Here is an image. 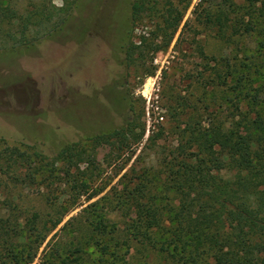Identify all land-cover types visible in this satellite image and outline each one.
<instances>
[{"label": "rangeland", "instance_id": "rangeland-1", "mask_svg": "<svg viewBox=\"0 0 264 264\" xmlns=\"http://www.w3.org/2000/svg\"><path fill=\"white\" fill-rule=\"evenodd\" d=\"M72 1L67 17L62 0L10 2L19 19L0 26V151L51 157L78 143L91 158L77 168L74 160L58 163L51 176V165L36 163L17 169L18 180L0 171V211L12 209L20 228L33 213L47 220L55 213L50 203L66 211L41 244L32 243L31 264H163L160 254L126 234L135 215L123 199L139 184L151 190V181L154 193L176 199L164 190L170 180L164 170L185 145L188 123L222 122L236 137L244 135L237 125L249 109L239 100L256 94L264 108L263 39L221 40L196 20L200 0H150L134 24L133 0ZM173 17L180 22L170 38L165 21ZM86 38L95 59L92 51L82 57ZM130 123L125 139L89 141ZM37 165L44 170L20 180ZM99 217L108 221L106 236L92 226ZM97 242L108 246L107 254Z\"/></svg>", "mask_w": 264, "mask_h": 264}, {"label": "trees", "instance_id": "trees-1", "mask_svg": "<svg viewBox=\"0 0 264 264\" xmlns=\"http://www.w3.org/2000/svg\"><path fill=\"white\" fill-rule=\"evenodd\" d=\"M62 1V11L67 17L73 1ZM10 2L0 0V26L19 19ZM149 2L133 0L131 23L139 20ZM194 14L201 25L216 30L221 40L257 34L263 39L260 46L264 48V0H200ZM179 22V17L165 21L171 30L170 38ZM240 83L237 86L241 87ZM244 100L249 112L241 113L242 121L237 125L244 130L242 137H236L222 122H212L206 128L187 124L186 143L177 148L164 170L170 178L163 184L164 190L175 194L176 199H164L154 193L155 185L151 181V190L144 184L136 185L122 200L135 215L127 224L126 234L160 254L163 264H264V108L256 94L239 101ZM131 124L97 134L89 141L105 144L116 138L125 139V129ZM142 135L143 130L136 135V142ZM78 147V143L66 144L51 157L35 150L28 155L17 148H5L0 151V171L18 180L17 169L27 171L30 163H36L51 165V176L58 163L73 164L74 160L77 168L83 160L91 158L90 153ZM48 158L50 161L44 163ZM29 169L21 181L34 178L44 167L37 165ZM50 206L55 213L47 215V220L42 222L33 213L22 228L18 227L10 206L9 214L0 211V264L32 263V243L41 244L66 212H59L54 203ZM107 222L99 217L92 223L97 234L106 236L110 232ZM107 248L100 246L102 255L107 254ZM80 252V248H75V253ZM51 257L59 259L61 254L53 252ZM73 260L72 263L77 262L79 257ZM60 264L67 262L61 259Z\"/></svg>", "mask_w": 264, "mask_h": 264}, {"label": "flooded vegetation", "instance_id": "flooded-vegetation-1", "mask_svg": "<svg viewBox=\"0 0 264 264\" xmlns=\"http://www.w3.org/2000/svg\"><path fill=\"white\" fill-rule=\"evenodd\" d=\"M92 40H94L95 42H99L98 38L96 39L95 37H93ZM86 41H87V45L84 46L85 49L81 53L83 55L82 57L84 58L85 54H89L92 51L93 55H94L93 59H95V56L98 55L97 50H96V48H94L95 46L93 45L92 41H89L88 39ZM87 51H89V52H87Z\"/></svg>", "mask_w": 264, "mask_h": 264}]
</instances>
